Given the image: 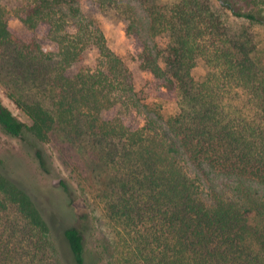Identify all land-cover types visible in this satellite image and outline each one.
Segmentation results:
<instances>
[{
  "label": "trees",
  "instance_id": "obj_1",
  "mask_svg": "<svg viewBox=\"0 0 264 264\" xmlns=\"http://www.w3.org/2000/svg\"><path fill=\"white\" fill-rule=\"evenodd\" d=\"M23 1L21 21L32 30L48 28L59 64L52 66V53H31L26 76L37 85L45 76L49 99L44 104L18 92L15 102L30 124L0 101L2 129L15 138L29 135L35 144L64 134L84 152L102 147L93 174L106 213L95 218L131 248L127 264H264V73L248 59L244 36L237 39L238 54L211 48L204 32L214 38L219 23L195 2L177 6L167 23L168 49L142 45L140 67L162 89L148 96L136 91L80 0ZM217 1L235 18L264 26V2ZM10 42L0 5V63ZM88 47L99 54L94 69L81 64ZM204 52L215 54L216 63H209L216 71L202 76L193 70ZM239 90L259 102L254 119L225 103ZM168 95L177 98L175 113H165ZM134 109L143 116L140 129L116 116ZM117 156L126 171L117 163L111 176L105 169ZM89 251L79 226L56 232L32 196L0 168V264H87Z\"/></svg>",
  "mask_w": 264,
  "mask_h": 264
},
{
  "label": "rangeland",
  "instance_id": "obj_2",
  "mask_svg": "<svg viewBox=\"0 0 264 264\" xmlns=\"http://www.w3.org/2000/svg\"><path fill=\"white\" fill-rule=\"evenodd\" d=\"M185 2L201 5L205 15L219 23L220 28L214 30V38L210 34L211 30L204 32V39L211 48L225 46L232 53H237V39L242 35L244 37L241 41L247 40L245 51L248 59L255 69L264 73V26L235 18L217 0H80V6L83 14L102 29L112 52L127 66L136 91L149 96L153 91L159 93L162 89L161 82L140 67L142 45L155 44L160 50H167L172 42L167 23L173 10ZM0 5L4 8L11 34L10 44L2 48L0 101L18 119L30 124V119L15 102L18 92H22L30 100L44 104L49 98L47 99L45 92L46 77L42 79L43 84H35L26 76V63H30L31 53L40 57L43 52L52 53V66L57 67L58 46L48 36L47 27L40 25L32 30L21 21L24 15L23 0H0ZM164 18L167 22L162 23ZM17 52L22 53L23 57L17 59ZM198 55L200 62L193 73L202 76L214 73L215 64L209 63V60L214 61L212 58L215 54L204 52ZM98 63V51L94 47H88L81 64L94 69ZM239 91L241 94L239 92L236 98L228 101L225 99V103L243 107L245 113L254 119L259 114V102L251 100L246 91ZM165 99V113H175L176 96H172L171 101L169 95L162 100ZM117 115H121L124 122L132 128L140 129L144 125L143 116L135 109L118 112ZM63 136L64 134H55L51 142L35 144L29 135L15 138L7 134L0 125V168L32 196L56 232L75 225L84 231L90 249L87 264H127L131 248L120 245V239L114 236V231V235L112 234L110 226L106 227L95 218L99 219L106 213L102 204L105 201L103 193L93 174L99 162L96 154L102 147L99 146L96 151L89 149L84 152L80 149L79 142L68 139L65 141ZM111 144L122 151L123 146L117 140L113 139ZM108 148H111L109 144ZM120 160L121 156L115 157L114 162L106 166L105 172L111 176L118 170L125 172L126 168L121 165L123 162L120 163ZM117 163L120 164L119 168V164L115 166ZM82 215L83 219H79Z\"/></svg>",
  "mask_w": 264,
  "mask_h": 264
}]
</instances>
